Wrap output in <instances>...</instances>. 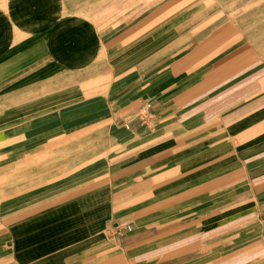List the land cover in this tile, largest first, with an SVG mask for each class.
I'll return each mask as SVG.
<instances>
[{"label":"crops","instance_id":"0c3cea01","mask_svg":"<svg viewBox=\"0 0 264 264\" xmlns=\"http://www.w3.org/2000/svg\"><path fill=\"white\" fill-rule=\"evenodd\" d=\"M0 264H264V0H0Z\"/></svg>","mask_w":264,"mask_h":264},{"label":"rangeland","instance_id":"374dc122","mask_svg":"<svg viewBox=\"0 0 264 264\" xmlns=\"http://www.w3.org/2000/svg\"><path fill=\"white\" fill-rule=\"evenodd\" d=\"M69 146L65 147V140L59 139L56 142V148H57V160H56V173L57 175L60 173H63L65 168L69 167V162L64 160L65 157V152H70L67 148ZM73 150V149H72ZM71 150V151H72ZM74 163V162H71ZM48 165V162H40V167L46 168ZM60 176H57V179H60ZM66 183V180H63L62 178L57 181L56 189H57V194L59 192H62L64 188V185Z\"/></svg>","mask_w":264,"mask_h":264},{"label":"built area","instance_id":"2783aa9c","mask_svg":"<svg viewBox=\"0 0 264 264\" xmlns=\"http://www.w3.org/2000/svg\"><path fill=\"white\" fill-rule=\"evenodd\" d=\"M150 108H151V104H149V103H147V104H145V106H143V108L140 110V112L137 116L138 122H140V123H146L147 122Z\"/></svg>","mask_w":264,"mask_h":264}]
</instances>
